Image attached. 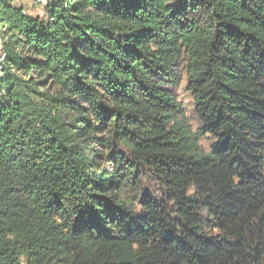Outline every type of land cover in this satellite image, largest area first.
<instances>
[{
	"label": "trees",
	"instance_id": "trees-1",
	"mask_svg": "<svg viewBox=\"0 0 264 264\" xmlns=\"http://www.w3.org/2000/svg\"><path fill=\"white\" fill-rule=\"evenodd\" d=\"M43 3L0 0V264H264V0Z\"/></svg>",
	"mask_w": 264,
	"mask_h": 264
},
{
	"label": "rangeland",
	"instance_id": "rangeland-1",
	"mask_svg": "<svg viewBox=\"0 0 264 264\" xmlns=\"http://www.w3.org/2000/svg\"><path fill=\"white\" fill-rule=\"evenodd\" d=\"M11 3L22 6L27 14L32 16H43L44 3L37 0H11ZM1 44V40H0ZM175 83L167 85V90L177 99L185 110L186 123L190 129L197 130L198 122L193 110V100L185 89V71L182 65L178 64L173 68ZM213 143V139L206 135L201 139V144L208 148Z\"/></svg>",
	"mask_w": 264,
	"mask_h": 264
},
{
	"label": "bare ground",
	"instance_id": "bare-ground-1",
	"mask_svg": "<svg viewBox=\"0 0 264 264\" xmlns=\"http://www.w3.org/2000/svg\"><path fill=\"white\" fill-rule=\"evenodd\" d=\"M37 1H40V2H43V1H45V0H37ZM4 53L2 52V50H1V44H0V64H1V62H2V60L4 59ZM0 71H1V67H0Z\"/></svg>",
	"mask_w": 264,
	"mask_h": 264
}]
</instances>
